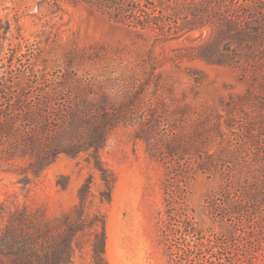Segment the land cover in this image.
<instances>
[{"label": "rangeland", "instance_id": "374dc122", "mask_svg": "<svg viewBox=\"0 0 264 264\" xmlns=\"http://www.w3.org/2000/svg\"><path fill=\"white\" fill-rule=\"evenodd\" d=\"M245 5L234 28L247 36L239 38L237 32L220 36L225 23L219 12L198 11L193 20L189 11L174 6L170 13L164 11V24L157 30L116 20L83 0H0V78L31 67L91 78L119 99L143 89L144 104L158 106L167 126L183 135L181 141L192 139L202 120L226 128L227 118L247 122L255 116L248 93L257 88L250 72L263 44L252 32L264 33V0ZM204 20L210 25L186 32ZM138 128L119 124L99 151L111 185L109 200L102 202L107 188L92 155H61L38 173L29 160L0 161V231L12 214L23 210L55 227L77 221L78 190L89 180L92 196L84 212L104 223L105 264H168L158 244L167 172L149 158ZM217 147V140H209L202 150ZM222 147V156L233 159L227 142ZM189 166L179 193L199 226L223 232L225 227L205 209L220 191L222 177L202 173L192 160ZM93 238L89 227L77 234L72 264H92ZM255 264H264V257Z\"/></svg>", "mask_w": 264, "mask_h": 264}, {"label": "trees", "instance_id": "16d2710c", "mask_svg": "<svg viewBox=\"0 0 264 264\" xmlns=\"http://www.w3.org/2000/svg\"><path fill=\"white\" fill-rule=\"evenodd\" d=\"M83 1L96 3L116 20L157 30L164 24V11L170 13L174 6L189 11L193 20L199 12H219L225 23L219 29L221 37L236 32L239 38L247 36L234 28L245 15L247 0ZM209 25L210 20H204L186 32ZM252 35L261 38L263 46L260 59L252 60L251 83L257 92L248 93L255 116L247 122L227 118L223 128L220 122L202 120L191 132L192 139L181 141L183 135L167 126L158 106L144 104L143 89L119 99L91 78L26 67L0 78V161L29 160L38 173L61 155H92L107 188L101 192L102 202L109 200L111 185L99 151L119 124H139L137 137L144 141L149 158L161 162L167 172L158 236L167 263L255 264L264 257V33L257 30ZM209 140H217L216 151L202 150ZM223 142L233 159L222 156ZM191 160L202 173L216 172L223 179L218 194L205 204L209 218L225 227L223 232L199 226L179 193L178 183L189 174ZM89 196L87 180L78 190L77 221L66 220L62 227L26 210L12 214L0 231V264H72L74 239L85 227L93 229L92 264H105L104 223L84 212Z\"/></svg>", "mask_w": 264, "mask_h": 264}]
</instances>
